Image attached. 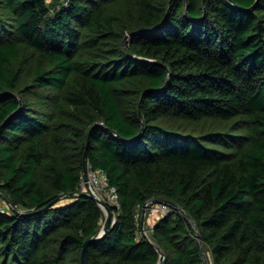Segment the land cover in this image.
Listing matches in <instances>:
<instances>
[{"label": "trees", "instance_id": "trees-1", "mask_svg": "<svg viewBox=\"0 0 264 264\" xmlns=\"http://www.w3.org/2000/svg\"><path fill=\"white\" fill-rule=\"evenodd\" d=\"M239 117L244 135L165 123ZM84 154L120 204L89 264H205L200 243L264 264V0H0V264H81L104 215ZM149 199L186 215L138 237Z\"/></svg>", "mask_w": 264, "mask_h": 264}, {"label": "built area", "instance_id": "built-area-1", "mask_svg": "<svg viewBox=\"0 0 264 264\" xmlns=\"http://www.w3.org/2000/svg\"><path fill=\"white\" fill-rule=\"evenodd\" d=\"M86 168V178H84L83 173L81 174V192L91 193L106 203L110 209H112L111 216L113 224L115 221L116 211L120 207L117 191L114 187L109 186L106 173L102 169H92L89 163H87ZM146 203L147 201L143 205H137L136 211L134 213V220L137 227L138 237L148 238L149 233L152 231L153 223L148 224L144 222V225H141L142 209ZM172 209V206L164 201L150 202L146 204L145 207V219L149 218L153 221H156L163 215L172 211ZM4 210H11V205L5 201L0 204V211L3 212Z\"/></svg>", "mask_w": 264, "mask_h": 264}, {"label": "rangeland", "instance_id": "rangeland-1", "mask_svg": "<svg viewBox=\"0 0 264 264\" xmlns=\"http://www.w3.org/2000/svg\"><path fill=\"white\" fill-rule=\"evenodd\" d=\"M30 53L28 51H25L21 54V56L15 60H13V65L15 67H18L21 74L27 77H30L33 73V69L36 65V59L33 56L29 55ZM36 91H38L41 94L46 93H53V90L48 89H41L37 88ZM33 99L38 100L37 103H39V99L36 96H32ZM244 117H239L232 119L230 121H224L219 119H209L207 121H197V122H187V121H174V120H166L165 123L169 124L171 127L192 132L195 134H207L208 132L214 133V132H227V135L230 134H236V135H244L246 134V123H245ZM4 200L2 197H0V204L3 203ZM104 214V213H103ZM105 214L103 215V218L101 220V226L104 223ZM210 258V256H209ZM208 259V258H207Z\"/></svg>", "mask_w": 264, "mask_h": 264}, {"label": "water", "instance_id": "water-1", "mask_svg": "<svg viewBox=\"0 0 264 264\" xmlns=\"http://www.w3.org/2000/svg\"><path fill=\"white\" fill-rule=\"evenodd\" d=\"M126 39H127V37L125 38V40ZM86 167H87V160H86V155L84 154V156H83V168H82V173L84 175V178H86V174H87V168ZM83 193L86 194L87 196H90L91 198H93L97 202V204L100 206V208L102 209L103 213L105 214L104 223L101 226V228L98 231V233L96 235H94L93 237H91L90 239L86 240L83 243V247H82V250H81V256H80V261H81V264H89V261H88V245H89V243L91 241L100 239V238H102L103 236H105L107 234V232L109 230V227L112 225V216H111L110 207L106 203H104L103 201H101L99 198H97L96 196H94L91 193H87V192H83ZM160 201L167 202L171 206L175 207L178 210L179 213H181L183 215H186L184 210H182L178 205L171 204V203H169L168 201H165V200L149 199V200H147L146 204H148L150 202H160ZM146 204L144 205V208L142 209L141 225H144V222H145V212H146L145 207H146ZM195 230H196V237L198 239H200V234H199L198 229L196 228ZM200 248H201V251L203 253L205 264H208V259H207V256H206L205 252H204L202 243H200ZM163 258H164V254L162 252H160V258H159V262L157 264H160L163 261Z\"/></svg>", "mask_w": 264, "mask_h": 264}, {"label": "crops", "instance_id": "crops-1", "mask_svg": "<svg viewBox=\"0 0 264 264\" xmlns=\"http://www.w3.org/2000/svg\"><path fill=\"white\" fill-rule=\"evenodd\" d=\"M145 223H148V224H154L155 223V221H153L152 219H145Z\"/></svg>", "mask_w": 264, "mask_h": 264}]
</instances>
